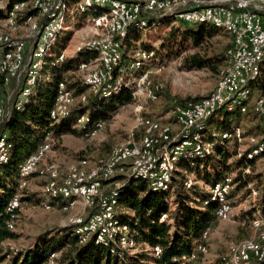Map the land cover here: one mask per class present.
<instances>
[{"label": "trees", "instance_id": "16d2710c", "mask_svg": "<svg viewBox=\"0 0 264 264\" xmlns=\"http://www.w3.org/2000/svg\"><path fill=\"white\" fill-rule=\"evenodd\" d=\"M21 1L26 0H6L4 6L0 8V20L6 18L7 12L14 3ZM75 1L67 0L66 3L71 4ZM125 1L130 2L133 0ZM62 3H64L63 0H53L52 8L47 16L54 17ZM190 8L192 6L174 8L169 11H143L127 27L126 34L119 39L122 54L112 67L110 78L103 86L102 84L99 85L97 89L90 91L88 94L85 92L89 89V86L80 75L67 76L66 74L70 71H76L77 66L79 69L80 63H87L96 58L98 50L82 47L76 52V54L84 56V60L81 61L76 57L66 58L65 54L62 59L59 58V53L62 51L53 53L51 49L65 27L58 32L46 48L47 52L44 54L35 82L30 87L28 94L21 95L27 77L24 69H27L30 65L31 53L29 57H27V52L24 53V69L19 71L20 75L18 73L14 75L0 72V100L3 101H0V104L4 107L3 115L0 117V141H3L4 150L6 151V158L0 160V264H48L52 261H55L56 264H177L179 263L177 259L182 255L187 257L193 255L190 261H187V264L189 262L190 264H198L203 252L197 246L205 243L208 247V241H204L202 234L206 229H209L208 226H211L214 220H217L214 211L218 203L212 198L209 187L228 175H222L223 167L228 166L226 161L232 155H235L236 159L229 165L243 168L250 166L254 159L264 153L263 148L252 158H249L248 153L257 146L254 144L239 152L237 147L235 149L237 139L232 136V131L238 125H229L226 117L232 115V120L237 122L239 114L243 113L240 111V106L246 105V101L234 105L231 111L227 110L225 106L217 109L214 113L220 112L223 114L221 126L217 130H205V123L214 113L201 122V128H193L194 131L197 130L201 134L203 150L198 146L199 153H196L192 147H186L176 157L174 168L170 169V178L162 187H152L151 181L144 177L134 178L129 175H119L116 179L115 177L112 179L118 182L114 186L117 191V203L114 211L116 217L127 225V234L133 240V246L122 247L118 242L113 243L110 240L98 242L95 241L96 239L92 234H89L86 240L80 242L75 232L78 225L76 223L61 228H47L39 233L29 246L24 248L15 250L5 245V241L15 239L18 236L13 231L14 227H9V223H12V226L15 224L13 221L18 213L19 206L8 211L7 204L18 191V184L22 177L28 180L34 174L38 175V172L35 171L22 176L20 174L22 163L36 150L48 134L56 139V142L61 135L67 133L88 136L95 124L100 122L108 112L113 111L119 104L130 102L132 98L129 85L134 90L133 81L143 73L140 68L142 60L145 59H141V63L137 61L135 64L133 63L136 61L137 56L126 59L122 50V42L128 45L136 39L139 31L166 21H174V16L177 13ZM103 10L104 8L101 6L92 5L85 7L83 10L75 9L74 11L80 14H90L91 17H99ZM28 16H37L39 26L42 25L46 17V15H38L37 8L26 1V5L16 14V23L17 21L21 22L22 19L26 21ZM179 25L181 27L180 37L189 39L193 45L202 44L205 40L217 34L218 30H223V28L208 21H181ZM168 35L167 38L171 39L173 32L169 31ZM37 38L38 36L33 37V46ZM162 44L160 46H163ZM141 45L138 52L149 55L148 59L156 57L154 55L156 50L148 45L142 43ZM230 46L231 42L226 47L223 56L219 54L200 56L198 53H192L186 58L189 61L188 66L205 67L211 70L215 67H221ZM6 50H8L6 45L0 44V56ZM220 67L216 70L217 73ZM256 67L257 75L249 79L247 86L258 88L260 95H264V56L257 61ZM117 68H121V72H117ZM117 81L121 85L119 91L115 92L118 89L116 88ZM60 86L62 89L70 91L71 96L77 100L73 105L68 106L63 113L52 117L50 111ZM81 94H84L82 101L79 98ZM201 98V96L175 97V103L194 102ZM176 106L174 104L171 111H174ZM252 111L264 121L261 115L253 109ZM81 115H85V118L81 123H78L77 120ZM223 131L228 132L230 136L228 138L218 136ZM182 136V132L174 136L168 145H172L176 140L180 141ZM229 139L233 140L231 149L226 145ZM259 141L264 143V137L260 138ZM189 171H193L195 177H200L204 182H210L208 191L204 195L201 190L197 189V185L192 178V183L187 185L188 176L184 172ZM249 178V173L243 170L231 176L230 189L226 197L231 201L229 194L231 190L244 188L248 194L257 191V188L261 186L250 187L249 182H253L254 179ZM233 185H235L234 188ZM41 196L46 200L44 195L41 194ZM24 200H30V198L20 196V203ZM59 204L61 205V203ZM255 207L256 212L261 213V215L264 214V186L259 191V199L254 203ZM92 208L94 210L95 207ZM92 208L89 209L90 212L93 211ZM171 219L173 224L169 223ZM137 245H147L150 250L147 253L138 252L133 254L130 249ZM154 246L159 247V255L157 256L154 255L152 250ZM51 252L60 253L49 259L48 256ZM217 260L222 261L221 264H229L228 256L225 254ZM250 263L264 264V260H253Z\"/></svg>", "mask_w": 264, "mask_h": 264}, {"label": "rangeland", "instance_id": "374dc122", "mask_svg": "<svg viewBox=\"0 0 264 264\" xmlns=\"http://www.w3.org/2000/svg\"><path fill=\"white\" fill-rule=\"evenodd\" d=\"M5 2L6 0H0V8L4 6ZM81 2L82 0H77L74 3L68 4L63 22L60 24L62 29L65 28L60 33L59 38L53 43L51 49L53 53L62 51L61 53L65 54L66 58L76 57L80 61L84 60V56L76 54L79 48L84 45L96 44L101 47L105 45L104 43L113 39L112 34L108 31V23L103 20L104 14L99 15V17H91L90 14H80L74 11L75 9L82 8L77 6ZM209 2L211 1L204 2V4ZM84 4L85 3L82 5ZM186 7L188 8V6ZM174 19V21H166L165 23L139 31L136 39L131 41L128 45L122 42V50L126 59L130 57L135 58V56H137L133 64L137 61L141 63L140 60L145 59L142 60V66L140 68L143 73L133 81L135 86L134 90L132 86L129 85L132 98L130 102L119 104L113 111L108 112L100 120L101 124L99 128L95 130V133L90 132L88 136L67 133L61 135L57 142L51 135H48L46 139L44 138V141L49 142V150L30 171L40 172V174H34L28 180L22 177L18 184V191L14 194L18 195L19 198L20 196H27L30 200L21 201L18 207V213L13 221L15 223L13 225L14 228L12 227L14 229L13 231L17 233L18 236L15 239L5 241V245L9 246L10 249L17 250L18 248L29 246L34 241L35 237L47 228H61L68 224H78L89 216L90 211L86 208L87 206L84 203H76L66 207L56 205L49 208L43 205L42 202L44 198L41 196V193L42 188L49 180V166L51 164L55 165L59 177H63L71 163L80 159L88 160V171L96 172L98 168L97 160L105 157L112 147L126 144L137 147L145 135L149 132L156 134L162 127H166L169 130V135L177 136L182 132V128L178 124L175 112L171 111V107L176 101L175 97L185 98L201 96L204 98L214 89L219 76L216 70L220 66L212 70L205 67H190L188 66L189 61H187L186 58L192 53H198L200 56L218 54L223 56L226 47L231 42V34L225 29H220L217 34L208 38L202 44L193 45L189 39L180 37L181 27L179 25V20L177 18ZM28 27L29 25L24 22V19H22L21 22L17 21V25L14 27L8 25L7 18L1 19L0 35H7L9 40L18 42L22 47H26L27 38L35 29L30 30V27ZM169 31L173 32V37L171 39L167 38ZM35 36L37 37V32L33 35V37ZM32 40H30L28 44V52L33 48H31V46H33ZM141 43L156 50V52H154L156 57L148 59L149 55H141V53L138 52ZM161 43H163V46H160ZM29 56L30 53L28 54V57ZM94 61V59H91L85 67L79 66L78 69L77 66L76 71L67 72L66 75L77 74L86 80L88 75L98 67V62ZM255 74L257 75L256 66L252 70V75ZM34 82L35 80L31 85H33ZM144 82H149L152 87L154 86L156 98L152 99L149 97L147 90L143 86ZM117 83L116 88L118 89L115 92L119 91V86L121 85H119L118 81ZM246 89L248 91L247 101L245 103L247 106L246 111L240 110L243 113L239 114L237 122L232 120V115L226 117L229 125H238L232 131V136L236 137V142L238 143L235 142L236 146L233 145L235 149L237 145L238 149H243L252 144L257 145L263 143L260 142L259 139L264 137V121L252 111L254 108L253 104H255V101L261 96L260 90L255 87L249 88L248 86ZM89 92L90 90L87 89L85 93L88 94ZM83 96L84 94L79 96L81 101ZM76 100L70 95V97L68 96V99L63 102V106L73 105ZM234 105H236L235 102L230 104L223 103L212 111L210 115L221 106H225L227 110L231 111ZM210 115H208V117ZM222 118V113H214L205 123V130L215 131L220 128ZM202 121L199 122L198 126L202 127ZM224 134H227V136L224 137ZM199 135L201 136L200 132ZM219 135L223 138H228L230 136L228 132L224 131L218 134V136ZM232 143L233 140L231 139L227 141L226 145L229 149L232 148ZM189 146L192 147L196 153L198 151V146H200L202 150L204 148L201 138L196 143L190 142L189 145L184 147L186 148ZM184 147L179 154L185 149ZM166 154L169 156L171 153ZM176 157L177 156L168 158L170 169L174 168ZM234 159H236L235 155L227 159L226 165L228 166L223 167L224 171L222 175H228L217 182H223L226 178H229L231 181V176H234L242 170L241 166L235 167V165H229ZM207 168H209V166H207ZM244 171H248L250 178L254 179L253 182H249L250 187H258V185L261 187L250 194H248L244 188L231 190L229 192L231 196V201L227 199L230 205L229 213L223 219H217L215 217L217 220H214L213 224L208 226L209 229L205 230L207 232L206 240L208 241V247L207 251L200 257L198 264H221L222 261L219 262L217 259L224 254L228 256L229 264H234L231 261V255L235 253L237 243L243 240H256L258 245L264 248V214L261 215V213L256 212V207L254 208V203L259 199V191H261L264 186V153L254 159L250 166L246 167ZM124 172L126 175L131 176V171L125 169ZM184 173L188 176L187 181L192 183L193 180L197 185V189L201 190L203 195L208 191L210 182L207 183L200 177H195L193 171ZM136 177L137 176H134V178ZM112 179H114V177ZM112 179L102 183L101 193L103 195L109 193L112 189L115 190L114 186H116L118 182ZM149 179L152 182L151 184L154 185L153 178L149 177ZM235 185H233V188ZM252 217L253 219L251 220ZM169 221L170 224H173L172 219ZM81 232L83 231H78L76 234L79 235ZM120 245L122 247H131L134 244L128 243ZM149 250L147 245H137L130 249L133 254L138 252L147 253ZM59 253L60 252L56 253V256L57 254L59 255ZM253 260L254 259H251L243 264H254L250 263ZM48 264L56 263L52 261ZM188 264H190V262Z\"/></svg>", "mask_w": 264, "mask_h": 264}, {"label": "bare ground", "instance_id": "6f19581e", "mask_svg": "<svg viewBox=\"0 0 264 264\" xmlns=\"http://www.w3.org/2000/svg\"><path fill=\"white\" fill-rule=\"evenodd\" d=\"M26 1L30 2V4L37 8L38 15H46V22H53V29H48L47 34L45 31H37L38 38L36 39V43L34 44L31 50L30 65L27 68L31 70L26 73L27 77L25 85H28V89L30 91V87L32 86L31 84L35 80L38 70L42 64L44 54L45 52H47L46 48L49 46V43L54 39V36H56L58 32L62 29L60 24H62L63 22V17L65 16V11L67 10L68 4L66 3L67 0H63L64 3L61 4L57 14L54 17H49L47 16V13L52 8L53 0H47L48 5L44 6L41 5L44 0ZM26 1L14 3L10 10L7 12L6 18L8 20L9 26L11 25L12 27H14L15 25H17L15 20L16 14L26 5ZM240 1L241 0H214L206 5L195 4L192 6V8L183 10L177 13L174 17L178 20L184 17H194V21H208L213 23L215 26L227 30L231 34V46L227 49L228 52L234 49V35H232V28L229 26V24L220 21L216 17L199 15L205 12L230 13L231 5L229 4H236ZM83 3L85 4L82 5ZM133 4L140 6H136L134 8L133 20L126 24V15L124 13V10H118L116 6L123 8H132ZM92 5H97L104 8L102 12V14H104L103 20L108 23V31L112 34L113 39L107 42L106 44L104 43L105 45H102L101 47L96 43V45L83 46L87 48H95L96 50H98V56L94 58V62H98V67L96 70L92 71L85 80V82L89 86L90 91L97 89L99 85L102 84V80H108L110 78L111 69L117 63L121 54V45L119 39L126 34L127 27L136 18H138L143 11L156 12L158 10L170 9V0H160L156 3L142 2V0H133L130 2L125 0H82V2L79 3L77 6L82 7L80 9L83 10L85 9V7H89ZM236 13H241V15L246 17H254L258 20H264V9H254L249 8L248 6H236ZM24 22L29 25L30 30L39 27L37 16H28L26 18V21ZM0 44H5L8 48V50L4 51L0 56V72H6L15 75L14 69L18 66L20 47H22V45L18 42L9 40L7 35H0ZM81 48H79L78 50H80ZM38 49L39 51H37ZM261 52L262 44H255L254 53ZM59 54V58L62 59L64 54ZM141 55L147 54L141 53ZM263 56L264 54L259 55L257 58H254L252 60L251 73L240 80L239 84L236 86V94L227 95L211 109L210 103H203L199 111L191 115L190 118H182V120H177L178 124L182 128L183 133V136L180 141L176 140L173 144L171 143L172 145H168V143H170L174 136L169 135V130L166 127H162L158 130L156 134L149 132L147 135H145L137 147H133L127 144L112 147V149L105 157L97 160L98 168L96 172L88 171V160L80 159L74 163H71L63 177H59L55 165L51 164L49 166V180L42 188L41 193L46 197V200L42 202L43 205L49 208L54 207L56 205H60L59 203H61V207L71 206L76 203H84L87 206L86 208H88V210L92 207L96 208L101 205V211H107V213H104L101 217V224H94L91 220V218H95V208L94 210L93 208L91 209L93 211L90 212L91 214L87 217V219L78 223L75 232L83 231L78 235L80 242L86 240L88 235L92 234L96 239L95 241L98 242H107L108 240H110L113 243L118 242L119 244H134L133 240L128 237L127 225L122 223L115 216L114 213L115 205L117 203L116 189H112L109 193L104 195L101 193L102 183L104 181L111 180L116 174L115 164H120L118 175H126L124 172V170L126 169L132 172L130 174L133 177L137 176L148 179L149 177L153 178L152 180L154 185L151 184L152 187H162L170 178V165L168 158L178 156L184 146L189 145L190 142L196 143L200 140L201 136L199 135V132L197 130L194 131L193 128H201L200 126H198L199 122L206 119L212 111H214L218 106L222 105L223 103L230 104L235 102L236 104H240L243 101H247L248 91L246 88L248 81L249 79H252L256 76V74L252 75V70L256 66L257 61ZM87 64L88 62L81 63L80 66L85 67ZM228 67L229 56L226 53V59L223 65L220 67L218 75H225ZM105 68L106 72H104ZM143 86L147 90V93L150 98H156L154 86L152 87L149 82H144ZM214 89L208 96L201 98L200 100H206L207 98H209L210 95L213 93ZM28 93L27 88H23L21 95H26ZM70 95V91L62 89L61 86L59 87L56 92L54 105L50 111V116L55 117L56 115L64 112V110L68 106L64 107L63 102H65L68 99V96L70 97ZM83 99L84 96L82 100ZM259 101L264 102V95L259 96L254 104L255 111L264 118V114L261 112L260 109H258L256 105ZM3 108V105L0 104V117L3 115ZM246 108V105L240 106L241 111H246ZM174 112L176 114V119L184 116V109L182 108L176 107L174 109ZM84 118L85 115H81L77 120L78 123H81ZM100 124V122H97L93 129H91V132L95 133V130L99 128ZM223 136L226 137L227 134H224ZM263 148L264 143L257 144V146L251 152L248 153V157L252 158V156L259 153ZM159 149L160 153H157ZM48 150L49 142L43 140V142L36 148V150L32 152L22 163L20 174L22 176H25L31 173L30 171L32 167L46 154ZM166 153L171 154L168 156ZM197 153H199V150L197 151ZM5 158L6 151L4 150V144L3 141H0V160H4ZM145 160L150 161L144 163ZM135 166H137V173H133ZM38 174H40V172ZM158 175H160V177H158ZM190 183L191 182L188 181L187 185H189ZM230 183V179L226 178L225 181L216 182L215 184L209 187V192L212 195V198L218 203L217 208L214 211L215 217L217 219H223L229 213L230 205L227 201L228 198L226 197V194L230 189ZM84 184H86V190H83L82 186ZM19 205V197L18 195H14L8 202L6 208L8 211H11V209L18 207ZM9 227H13L12 223H9ZM202 238L205 242L207 241L206 231L203 232ZM197 248L203 253L207 251V245L205 243L200 244L199 246H197ZM152 250L154 255H159L158 246H154ZM55 256L56 252H51L48 258L52 259ZM231 256V261L234 264H243L250 261L251 259H254L256 261H262L264 260V248H261L256 242V240H243L237 243L235 253ZM192 257L193 255H190L188 257L186 255H182L180 258L177 259V261L179 262L177 264H185Z\"/></svg>", "mask_w": 264, "mask_h": 264}, {"label": "built area", "instance_id": "2783aa9c", "mask_svg": "<svg viewBox=\"0 0 264 264\" xmlns=\"http://www.w3.org/2000/svg\"><path fill=\"white\" fill-rule=\"evenodd\" d=\"M160 0H142V2H154L156 3ZM207 1L214 0H195V1H186V0H170V9L174 7H184V6H193L195 4H204ZM41 5H48L47 0ZM231 5L230 13H212L205 12L199 16H208L216 17L222 22H226L232 28V35H234V49L228 51L229 56V67L225 75H219L218 81L215 85V89L209 98L206 100H197L196 102H185V103H175L178 108L184 109V116L177 118V120H182V118H190L195 112H198L203 103H210V109L218 104L224 97L229 94H236V86L239 84L240 80L251 73L252 60L257 58L259 55L264 54V20H258L254 17H246L241 15V13H236V6H248L249 8L254 9H264V0H241L236 4ZM140 5H134L132 8H123L116 6L118 10H124L126 15V24L133 20L134 8ZM168 9V10H170ZM154 14V13H153ZM194 22V17H184L180 18L179 22ZM48 29H53V22H46V17L37 29L27 38L26 47H20V56L18 60V66L14 69L15 75L18 73L20 75V70L24 69V53L28 54V44L32 40L33 35L37 31H45L47 34ZM20 40V39H15ZM106 44V43H105ZM262 44V52L254 53V45ZM120 47V46H117ZM39 51V49L37 50ZM28 57V56H27ZM25 74L31 69H24ZM106 72V68L104 69ZM117 72H121V68H117ZM108 80H102V86ZM22 88H27V93L29 92L28 85H23ZM241 96V94H240ZM258 109L264 114V102H258ZM160 153V149L157 151ZM156 153V154H157ZM150 160H145L144 163L149 162ZM116 165V174L115 179L119 174V166ZM133 173H137V166H135ZM144 174V173H143ZM160 177V175H158ZM83 190H86V184L83 186ZM104 201V200H102ZM95 218H91L94 224H101V217L107 211H101V205L95 208ZM183 259V258H182Z\"/></svg>", "mask_w": 264, "mask_h": 264}, {"label": "crops", "instance_id": "0c3cea01", "mask_svg": "<svg viewBox=\"0 0 264 264\" xmlns=\"http://www.w3.org/2000/svg\"><path fill=\"white\" fill-rule=\"evenodd\" d=\"M253 107H254V104H253ZM253 109H254V108H253ZM254 111H255V110H254ZM245 148H246V147H245ZM245 148H243V149H238V145H237V150H238V152L244 150ZM246 167H249V166H245V167H243L242 170L244 171V169H245ZM244 172H248V171H244Z\"/></svg>", "mask_w": 264, "mask_h": 264}]
</instances>
